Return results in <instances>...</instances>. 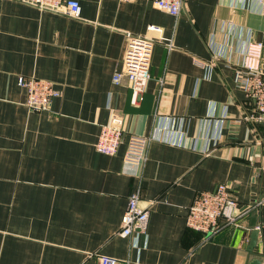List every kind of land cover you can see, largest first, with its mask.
Masks as SVG:
<instances>
[{
	"label": "crops",
	"instance_id": "1",
	"mask_svg": "<svg viewBox=\"0 0 264 264\" xmlns=\"http://www.w3.org/2000/svg\"><path fill=\"white\" fill-rule=\"evenodd\" d=\"M77 18L0 0V264H264V124L236 85L246 47L264 71V0H184L173 16L148 0H76ZM161 36L142 98L122 70L127 34ZM54 83L48 112H30L18 77ZM123 117L117 152L95 143ZM150 139L128 164L129 136ZM230 188L239 226L208 240L186 225L195 195ZM148 209L144 234H117L127 197ZM258 236L250 251V236Z\"/></svg>",
	"mask_w": 264,
	"mask_h": 264
},
{
	"label": "built area",
	"instance_id": "2",
	"mask_svg": "<svg viewBox=\"0 0 264 264\" xmlns=\"http://www.w3.org/2000/svg\"><path fill=\"white\" fill-rule=\"evenodd\" d=\"M22 4L64 13L69 17L79 16L80 6L76 0H16ZM132 2L135 0H120ZM152 5L174 18L182 10L184 0H148ZM166 40L161 36V29L150 25L144 35L127 34L126 46L122 57V70L113 76L114 82L124 79L132 93V101H139L150 79V60L154 43ZM171 47V40H166ZM261 45H248L244 52V60L236 71V85L244 92L245 98L253 105L250 119L264 124V71L253 64L259 57ZM18 85L25 91V106L30 112H48L51 103L60 92L53 82L34 76L18 77ZM123 117L111 115L106 124L101 126L95 149L97 152L112 156L117 152L123 140ZM150 139L145 136L131 135L127 141L124 161L128 164H140L145 160L146 147ZM264 150V143H262ZM258 173L264 175V156L258 166ZM264 204V199L261 202ZM239 207L232 191L225 184H219L213 191H202L195 195L186 214L187 227L205 234L208 240L224 226H239ZM148 223V209L140 205L138 192L127 197L126 208L117 234L129 237L135 233L144 234ZM259 230V227H257ZM98 264H117L111 257L98 256Z\"/></svg>",
	"mask_w": 264,
	"mask_h": 264
},
{
	"label": "water",
	"instance_id": "3",
	"mask_svg": "<svg viewBox=\"0 0 264 264\" xmlns=\"http://www.w3.org/2000/svg\"><path fill=\"white\" fill-rule=\"evenodd\" d=\"M257 236H258V230L256 229L251 233L250 236V244H249L250 251L254 248L256 244Z\"/></svg>",
	"mask_w": 264,
	"mask_h": 264
}]
</instances>
